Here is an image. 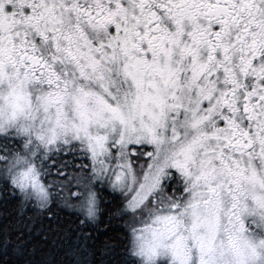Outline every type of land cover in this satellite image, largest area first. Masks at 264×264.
Returning a JSON list of instances; mask_svg holds the SVG:
<instances>
[{
  "label": "snow or ice",
  "instance_id": "6c2138e0",
  "mask_svg": "<svg viewBox=\"0 0 264 264\" xmlns=\"http://www.w3.org/2000/svg\"><path fill=\"white\" fill-rule=\"evenodd\" d=\"M0 264H264V0H0Z\"/></svg>",
  "mask_w": 264,
  "mask_h": 264
},
{
  "label": "trees",
  "instance_id": "16d2710c",
  "mask_svg": "<svg viewBox=\"0 0 264 264\" xmlns=\"http://www.w3.org/2000/svg\"><path fill=\"white\" fill-rule=\"evenodd\" d=\"M104 239H106V237H100V240H101V241L104 240Z\"/></svg>",
  "mask_w": 264,
  "mask_h": 264
}]
</instances>
